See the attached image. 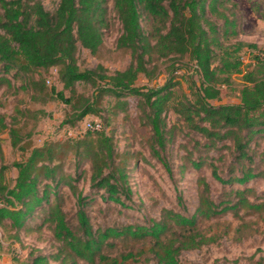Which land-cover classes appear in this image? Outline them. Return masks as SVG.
Instances as JSON below:
<instances>
[{"label":"trees","instance_id":"16d2710c","mask_svg":"<svg viewBox=\"0 0 264 264\" xmlns=\"http://www.w3.org/2000/svg\"><path fill=\"white\" fill-rule=\"evenodd\" d=\"M230 1L57 0L50 11L41 0H0V86L19 81L12 87L30 90L31 100L61 101L70 107L61 123L70 127L89 114L101 117L105 96L114 100L113 116L126 113L127 98L135 97L139 121L149 132L144 147L171 179L174 172L168 146L177 123L195 133L196 143L205 149L204 155H194V147L187 150L177 166L180 175L187 169L197 173L198 203L192 213L186 211L182 191L175 184L177 208L163 207L158 218L144 224L94 229L87 208L98 197L107 205L128 208L134 194L131 170L142 153L119 150L113 134L100 120H93L101 123L99 130L87 129L84 134L34 145V126L29 127V121H36L37 114L48 115L44 109L14 108L9 121L0 115V133L7 132L11 146L27 152L24 159L7 164L0 145V225L7 222V228L14 231L12 237L18 238V232L29 229L39 216L35 229L49 225L58 243L51 254L31 250L20 264H125L149 259L178 264L182 250L199 248L216 237L202 231L203 222L225 213L240 218L241 210L252 214L264 211V197L250 200L249 194L254 195L256 189L248 186L264 180V169L255 164L251 145L253 140L264 138V46L237 39L240 28L234 11L227 6ZM248 1L264 20L260 2ZM113 17L120 24L115 47L129 53V63L110 73L100 64L80 69L78 48L96 54ZM144 22L149 23L147 28ZM244 47L248 48L247 62L241 54ZM166 62L168 77L163 85L137 86L139 77L156 78L160 65ZM53 68L61 89L45 86L43 72ZM180 70H185L182 76L188 82V94L175 88L180 82L174 73ZM237 73L243 80L239 101L213 103L232 89V75ZM81 82L93 87L90 95L77 92L76 85ZM169 112L175 113L179 122L168 125ZM213 148L228 149L231 156L224 175L218 158L209 155ZM84 165L89 171L87 193L78 187ZM11 167L17 172L12 185L6 181ZM203 168L222 186L230 185L227 199L216 203L210 197ZM65 187L75 200L72 215L64 209ZM127 242L140 246L111 254L119 243ZM253 264H264V257L259 256Z\"/></svg>","mask_w":264,"mask_h":264},{"label":"rangeland","instance_id":"374dc122","mask_svg":"<svg viewBox=\"0 0 264 264\" xmlns=\"http://www.w3.org/2000/svg\"><path fill=\"white\" fill-rule=\"evenodd\" d=\"M44 7L52 11L57 0H41ZM260 2L259 8H264V0ZM235 14L239 23L238 40L254 43L259 47L264 46V20L260 19L252 10L248 0H231L227 4ZM1 13V9H0ZM112 16H114L112 14ZM147 22L143 25L147 28ZM120 33V24L116 19L112 20L111 27L105 32L104 41L99 51L96 54L91 53L82 47L78 48L77 61L80 69H91L97 65H102L108 73L115 70H121L127 66L130 60L129 53L122 49H116L115 39ZM247 47L241 52L244 62L248 60ZM169 62L160 65L161 72L151 80L144 77H139L137 86L158 87L165 83L168 73L165 71V66ZM185 70H180L174 73L176 79L180 82L176 86L178 92L189 93L188 82L182 74ZM192 73L190 70L189 75ZM43 77L49 79L50 82H45L46 87L52 85L57 89H61V83L58 82L56 71L53 68L50 71L43 72ZM196 78V76H195ZM194 78V79H195ZM196 80V79H195ZM19 84V81L11 82V86L6 83L0 86V115H4L9 121V116L14 114V108H27L35 110L38 108L44 109L48 115L42 116L37 114V119L29 121V127L34 126L31 142L36 145L43 140L52 138H62L67 136V130L71 129L74 134L80 135L87 132L85 128L86 121L100 120L104 123L106 131L112 133L116 146L119 150L129 148L138 150L142 153L136 161L134 169L131 170L130 184L134 192L131 201L128 203V208H120L119 205L109 204L101 201L98 197L94 204L87 208L90 222L94 229L104 226H123L128 224H144L150 218H158L161 208L176 207V198L174 187L175 184L182 191L186 211L192 213L198 203L196 190V175L192 169H187L180 175L177 172V166L183 161L187 150L195 148L194 155L205 154V149L196 143L197 135L191 133L186 127H181L177 122V115L173 112L167 114L168 125L177 123L175 137L168 146L170 153V164L174 172V179H171L160 163L152 159L148 150L144 147L143 141L149 135L147 128L141 124L138 118L136 109V98L129 96L128 110L126 113H119L113 116L111 106L114 103L112 98L105 96L101 100V106L104 108L101 117L96 115H86L80 121L70 127V124L61 123L65 114L69 112L70 107L59 100L40 103L30 99V90H15L14 87ZM242 74L232 75V89L226 91V95L219 101L214 100L213 103H235L238 102V93L242 87ZM12 85L14 87H12ZM78 93L90 95L93 87L88 83H78L76 85ZM66 96L69 95L67 90H64ZM108 118V121L104 120ZM69 125V126H68ZM0 145L3 153L4 163H11L15 160H22L27 156V152H21L11 146L7 132L0 133ZM254 153V161L259 169H264V138H258L251 142ZM218 148V147H217ZM220 149V148H218ZM220 154H224L220 155ZM209 155L218 158L221 174L229 170L231 156L228 149L217 151L213 148L209 151ZM84 174L79 179L78 187L83 193L89 191V171L88 165H84ZM207 181L210 184V197L214 202L227 199V192L230 185L222 186L210 176V171L203 168ZM16 169L9 168L6 171V181L9 184L14 183L16 177ZM248 186H253L256 193L249 194L250 200L261 201L264 197V180H255L248 183ZM237 187V186H234ZM65 194L64 209L69 215H72L75 206L74 198L65 187L62 189ZM230 197V196H229ZM240 218L234 217L231 213H225L210 221H205L201 224V229L206 235L216 234L214 240L208 244H204L199 248L182 250L178 256V264H253L259 257H264V211L259 214H252L241 210ZM40 217L29 224V229L26 231L20 230L18 238H14L13 229L0 225V264H20L28 257V253L33 250L34 254L40 252L42 254H51L55 252L58 243L54 240L50 226L45 224L40 230L35 229V222H39ZM8 224V223H7ZM139 243H119L111 254L124 251L127 249L139 248ZM49 264H58L56 261H50ZM79 264H83L79 262ZM125 264H159L154 259L146 261L131 262Z\"/></svg>","mask_w":264,"mask_h":264},{"label":"built area","instance_id":"2783aa9c","mask_svg":"<svg viewBox=\"0 0 264 264\" xmlns=\"http://www.w3.org/2000/svg\"><path fill=\"white\" fill-rule=\"evenodd\" d=\"M47 82H50V80L47 79ZM85 128L91 129V130H99V129H101V123L99 121H93V120L92 121H86L85 122ZM66 134L68 136L75 135L71 129H68Z\"/></svg>","mask_w":264,"mask_h":264}]
</instances>
